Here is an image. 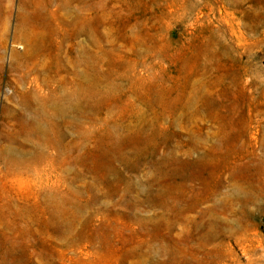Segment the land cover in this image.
I'll use <instances>...</instances> for the list:
<instances>
[{
  "label": "rangeland",
  "instance_id": "rangeland-1",
  "mask_svg": "<svg viewBox=\"0 0 264 264\" xmlns=\"http://www.w3.org/2000/svg\"><path fill=\"white\" fill-rule=\"evenodd\" d=\"M0 264H264V0H0Z\"/></svg>",
  "mask_w": 264,
  "mask_h": 264
}]
</instances>
